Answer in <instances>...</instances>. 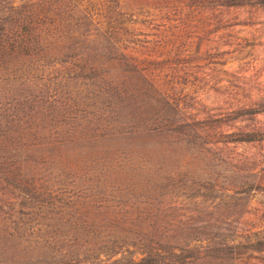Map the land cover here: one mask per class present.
Returning a JSON list of instances; mask_svg holds the SVG:
<instances>
[{
  "label": "rangeland",
  "instance_id": "1",
  "mask_svg": "<svg viewBox=\"0 0 264 264\" xmlns=\"http://www.w3.org/2000/svg\"><path fill=\"white\" fill-rule=\"evenodd\" d=\"M226 1L15 0L21 10L17 15L34 22L35 33L53 52L65 49L62 35L69 30L58 31L44 23L62 15L73 19L76 35L69 54L82 50L83 37L97 33L95 22L99 19L118 23L125 44L134 47L127 51L129 64H138L154 83L147 85V104L152 106L162 94L173 103L171 114L164 111L158 118L146 114L149 128L164 132L154 139L138 134L143 120L134 118V141L132 135H126L123 140L96 144L120 145L123 150H119L117 163L130 162L136 167L146 163L140 150L146 145L174 149L170 161L156 165L166 177L159 181V189L136 177L97 174L103 162H94L85 175L37 185L52 184L54 195L64 191L80 197L93 212H126L125 226L132 228L139 224L140 215H155L170 234L186 227L189 264H264V7L257 0H233L231 5ZM5 6L0 0V8ZM68 61L73 68L82 63L77 55ZM47 63L46 69L34 76H42L46 83L66 78L62 64ZM26 79L18 72L11 76L17 99L7 104L26 95L20 87ZM71 80L73 84L75 78ZM1 84L0 94L4 91ZM108 111L101 108L99 112L90 104L84 112L99 119L109 116ZM20 113L16 118L23 115ZM168 116L184 124L182 135L173 129L174 124L167 127ZM123 130L128 133L129 128ZM246 134L252 140H237ZM124 145L132 146L127 152ZM50 210L42 220L31 219L32 223H55ZM30 216L26 215L29 221Z\"/></svg>",
  "mask_w": 264,
  "mask_h": 264
},
{
  "label": "trees",
  "instance_id": "2",
  "mask_svg": "<svg viewBox=\"0 0 264 264\" xmlns=\"http://www.w3.org/2000/svg\"><path fill=\"white\" fill-rule=\"evenodd\" d=\"M14 1L1 0L6 6L0 8V81L4 88L0 94V264H189L186 227L170 234L155 215H140L139 224L132 228L125 226L129 216L126 212H93L80 197L65 195L64 191L54 195L52 184L37 185L40 181L50 183L85 175L94 162H103L95 170L97 174L136 177L150 182L154 190L159 189V181L166 177L156 165L170 161L174 149L146 145L140 149L146 157L141 160L146 163L136 167L130 162L117 163L123 150L120 145L96 144L123 140L126 135H132L134 141V118L143 120L142 132L138 134L154 139L163 131L149 128L146 114L154 113L158 118L165 111L168 115L173 103L162 94L164 97H157L152 106L147 104V85L154 83L144 76L138 64H129L127 51L134 47L125 44L118 23L109 18L95 22L97 33L83 37V48L77 54H69L76 35L73 19L62 15L44 23L58 31L69 30L62 35L66 50L53 52L35 33L34 22L28 16L17 15L21 10ZM257 2L264 7V0ZM233 3L226 1L228 5ZM76 55L82 63L70 67L68 60ZM46 63L62 64L66 78L46 83L42 76H34L46 69ZM17 72L28 77L20 86L26 95L7 104L17 99L16 89L11 87V76ZM90 104L99 112L107 108L110 115L99 119L86 115L84 111ZM19 112L23 115L16 118ZM168 118L167 127L174 124L173 129L182 135L184 124ZM125 127L129 128L128 133L123 130ZM184 136L188 142V135ZM237 140L250 141L252 137L240 135ZM124 146L128 152L132 145ZM49 209L55 223H32L36 217L42 220ZM29 214L31 221L26 217ZM133 216L138 218L137 214Z\"/></svg>",
  "mask_w": 264,
  "mask_h": 264
}]
</instances>
